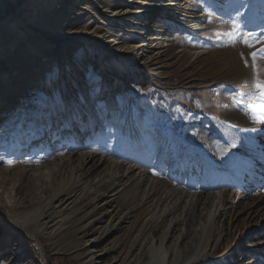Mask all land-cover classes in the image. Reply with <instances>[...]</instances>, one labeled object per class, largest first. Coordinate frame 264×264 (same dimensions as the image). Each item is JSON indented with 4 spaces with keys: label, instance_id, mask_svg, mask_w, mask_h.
<instances>
[{
    "label": "rangeland",
    "instance_id": "rangeland-1",
    "mask_svg": "<svg viewBox=\"0 0 264 264\" xmlns=\"http://www.w3.org/2000/svg\"><path fill=\"white\" fill-rule=\"evenodd\" d=\"M26 1L7 8L0 23ZM175 1L199 12L202 28L189 32L153 13L146 19V35L161 30L170 40L171 51L204 53L163 68L158 77L143 72L134 56L127 68L108 58L112 65L98 73L93 67L97 52L87 56L84 43L55 46L48 53L53 66L30 59L21 44L4 48L5 62H0V193H7L18 209L26 208L28 184L21 169L94 153L141 169V179L136 177L133 183L141 181L142 185L154 179L152 195L166 210L155 222L162 230L174 208L199 196L204 230L191 214L183 242L191 249L189 257L201 254L197 260L189 259L191 264H264V121L254 123L252 119L264 115L252 108L264 99L252 100L256 90L251 56L258 52L256 64L264 80V0ZM53 8L56 14L59 6ZM82 17L80 23L89 22V16ZM247 33L255 34L249 40L251 46L243 43ZM9 39L7 33L0 34L1 44L8 46ZM108 70L120 71L122 78L111 90L104 81ZM77 72L82 73L81 79ZM226 152L236 154L235 164L228 162ZM113 169L105 166L73 188L82 190V195L90 193L97 183L94 175L100 171L98 185L105 191L104 186L121 181ZM113 173L115 180L110 182ZM137 187H125L118 202L134 198L132 206L138 205ZM219 193L230 197V204L219 209L210 222L209 200ZM143 208L133 212L136 217ZM13 229L0 246V264L11 252L15 264H90L77 256L67 235L49 242L40 234ZM121 237L127 236L111 235L97 248L117 246ZM116 256L112 251L100 262L112 264Z\"/></svg>",
    "mask_w": 264,
    "mask_h": 264
},
{
    "label": "bare ground",
    "instance_id": "bare-ground-1",
    "mask_svg": "<svg viewBox=\"0 0 264 264\" xmlns=\"http://www.w3.org/2000/svg\"><path fill=\"white\" fill-rule=\"evenodd\" d=\"M175 2V0H27L15 14L0 23V34L7 33L10 36L8 46L1 44L0 40V62H5L3 59L7 52L4 50L5 47L21 44L23 53L29 55L30 59L44 61L41 63L42 66L47 64L53 66L49 54L53 52L55 46L75 47L84 43L83 50L87 56L93 55V50L97 52L95 63H99L97 65L94 63L93 67L98 68V73L112 65L108 64V58H112L110 61H113L114 65L127 68L130 56H134L136 58L134 62L142 67L143 72L158 77L162 75L160 71L163 68L174 66L180 61L195 60L204 53L187 49L171 51L170 40L165 38L166 35L161 30L146 35V19L153 13H160L165 22L175 23L189 32L202 28L199 12L189 10L190 7L178 6ZM53 6H59L56 14L51 11ZM22 14L25 16L22 17ZM17 15L21 17L18 18ZM82 16H89V22L85 25L80 23ZM36 34H39L38 40ZM34 42H38V46ZM67 61L69 62V59ZM119 72L108 70L105 74L104 81L111 86L110 90L113 89L112 84L115 82L121 83ZM77 73L78 79H81L82 73ZM122 73L125 78L128 77L126 71L123 70ZM125 84L122 82V85ZM233 152H226V159L229 163L235 164L237 156ZM105 166H111L116 174H120L119 183L104 186L106 190L102 192L103 187L98 185L101 183L98 171L94 175L97 183L93 191L82 195V190L73 188L78 181L93 178L94 172ZM19 172L28 184L24 192L29 204L26 208L18 209L17 204L13 203L7 193H0L2 224L0 246L5 235L16 228L20 232L25 230L33 236L40 234L49 242L58 236H69L70 243H74L77 256L83 263L103 264L100 262L102 256L112 251L117 254L112 264H191L192 262L188 261L192 258L197 260L201 256L198 254L189 257L191 249L183 244L188 237L187 225L191 220V214H195L193 220H199L200 230H204L199 196L183 204L182 208H174L172 210L174 214L166 221L167 226L162 230L155 222L162 219L166 210L161 201L158 200L156 204V197L152 195L154 192L152 186L156 184L154 179H148L146 185H140L141 181H138V184L133 183L137 181L136 177L140 178L144 173L139 168L137 170L131 165L127 166L101 155L88 153L76 157L56 158L51 163L38 164ZM116 174H109L108 180L114 181L113 176ZM255 175L259 174L256 172ZM137 185L141 187L140 189L137 187L138 205L132 206L134 198L129 202L125 200L122 204L118 202V194L125 187L135 188ZM1 187L0 190L3 188ZM223 195L215 194L209 200L210 222H214L219 209L230 204V197ZM89 196L90 199H87ZM142 207L144 208L136 217L133 212ZM219 223L222 224V220ZM114 234L127 236L125 239L121 237L120 243L114 245L117 250H114V246L97 248V245ZM205 246L207 249L208 244ZM14 258V253L11 252L3 264H15Z\"/></svg>",
    "mask_w": 264,
    "mask_h": 264
},
{
    "label": "snow or ice",
    "instance_id": "snow-or-ice-1",
    "mask_svg": "<svg viewBox=\"0 0 264 264\" xmlns=\"http://www.w3.org/2000/svg\"><path fill=\"white\" fill-rule=\"evenodd\" d=\"M254 35H255L254 33H247L244 40H243V43H245L248 46H251L249 44V40ZM251 56H252V69H253V72L255 74L252 87L256 90V94L252 96V100L256 101L257 99H264V80H261L259 78V71L260 70L258 69L257 64H256L258 52L251 53ZM246 66H247V64H246ZM252 108L257 110L259 113L264 114V103H261V104L253 103ZM252 119H253L254 123H260L261 121H264V115H259V116L253 115Z\"/></svg>",
    "mask_w": 264,
    "mask_h": 264
},
{
    "label": "built area",
    "instance_id": "built-area-1",
    "mask_svg": "<svg viewBox=\"0 0 264 264\" xmlns=\"http://www.w3.org/2000/svg\"><path fill=\"white\" fill-rule=\"evenodd\" d=\"M15 2H17V0H0V18L5 16L7 8L15 6Z\"/></svg>",
    "mask_w": 264,
    "mask_h": 264
}]
</instances>
